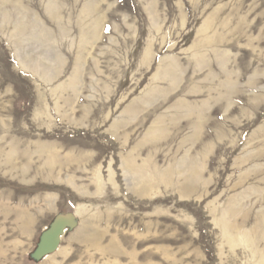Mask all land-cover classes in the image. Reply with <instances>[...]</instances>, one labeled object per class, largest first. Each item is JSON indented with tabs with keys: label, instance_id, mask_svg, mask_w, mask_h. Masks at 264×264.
Masks as SVG:
<instances>
[{
	"label": "rangeland",
	"instance_id": "obj_1",
	"mask_svg": "<svg viewBox=\"0 0 264 264\" xmlns=\"http://www.w3.org/2000/svg\"><path fill=\"white\" fill-rule=\"evenodd\" d=\"M0 264H264V0H0Z\"/></svg>",
	"mask_w": 264,
	"mask_h": 264
},
{
	"label": "water",
	"instance_id": "obj_2",
	"mask_svg": "<svg viewBox=\"0 0 264 264\" xmlns=\"http://www.w3.org/2000/svg\"><path fill=\"white\" fill-rule=\"evenodd\" d=\"M69 221L63 220L58 222L53 228L50 230V236L47 240H43L38 251L40 256H45L48 254H52L58 250L59 244L61 243L60 239L62 235H64V230L68 226ZM47 242L46 245L44 243Z\"/></svg>",
	"mask_w": 264,
	"mask_h": 264
},
{
	"label": "bare ground",
	"instance_id": "obj_3",
	"mask_svg": "<svg viewBox=\"0 0 264 264\" xmlns=\"http://www.w3.org/2000/svg\"><path fill=\"white\" fill-rule=\"evenodd\" d=\"M52 160V157H50V161ZM51 165H53V163H51ZM125 166V165H124ZM125 172L126 173H128V169L127 168H125ZM26 173V172H25ZM133 175L134 176H136V174L133 172ZM141 178V181H138L137 183H138V185H140L141 184V182H142V176L140 175L139 176V179ZM138 179V178H137ZM136 179V180H137ZM75 185V184H74ZM151 189H153V188H151ZM84 232V231H83ZM87 233V231L85 230V234ZM91 233V232H90ZM95 235H101V234H99V233H94ZM63 236V235H62ZM62 238V237H61ZM101 240V239H100ZM60 241H61V239H60ZM109 251L110 252V254H112V255H115V256H118V258L123 254V252H121L120 250V248H119V245L118 244H116V242H115V240L113 239L112 240V243H111V246L108 248V249H106V251Z\"/></svg>",
	"mask_w": 264,
	"mask_h": 264
},
{
	"label": "flooded vegetation",
	"instance_id": "obj_4",
	"mask_svg": "<svg viewBox=\"0 0 264 264\" xmlns=\"http://www.w3.org/2000/svg\"><path fill=\"white\" fill-rule=\"evenodd\" d=\"M50 233H51V232H48V233L44 236V239H45V240H47V239L49 238ZM44 239H43V240H44ZM46 244H47V242L44 243V245H46Z\"/></svg>",
	"mask_w": 264,
	"mask_h": 264
}]
</instances>
